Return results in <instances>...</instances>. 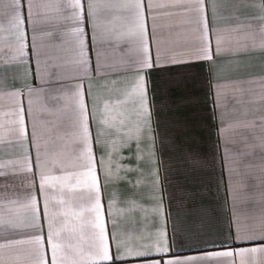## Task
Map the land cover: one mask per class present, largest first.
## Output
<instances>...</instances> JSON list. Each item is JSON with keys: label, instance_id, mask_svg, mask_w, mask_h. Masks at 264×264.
Here are the masks:
<instances>
[{"label": "crops", "instance_id": "obj_1", "mask_svg": "<svg viewBox=\"0 0 264 264\" xmlns=\"http://www.w3.org/2000/svg\"><path fill=\"white\" fill-rule=\"evenodd\" d=\"M9 2L0 0V22ZM31 2V20L28 0L16 4L17 11L25 5L23 55L14 31L0 33V245L23 241L0 248V264H41V248L33 239L36 230L12 226L25 215L21 205L39 190V172L27 171L22 163L25 149L35 159L33 132L41 152L64 163L63 169L50 166L52 175L81 170L84 161L76 159L83 148L77 138V90L84 93L89 112L95 99L98 117L105 102L118 120L120 112L126 111L123 127L131 129L136 122L138 98L132 90L137 75L144 77L157 130L155 157L148 155L151 141L146 133L138 153L136 139L128 140L123 133L102 137L107 141L102 149L95 142L97 125L91 117L89 128L94 156L99 160L103 150L105 167L121 177L105 183V170L97 169L109 238L113 224L107 202L115 191L117 207H125L123 201L131 199L148 210L147 215L137 210L116 217L120 238L146 254L126 256L122 248L123 258L117 259L110 238V261L97 257L88 262L87 252L95 249L87 243L84 260L87 264H165L169 259L218 252L230 254L196 264H264V0H142L154 63L159 54V63L150 68L141 67L140 41L127 35L136 20L133 10L123 5L132 0H92L95 42L89 0H80L82 10L72 7L73 0ZM200 2L208 24L210 60L203 58L206 40ZM77 11L82 12L80 20ZM76 27L84 29L82 56ZM121 34L125 35L118 40ZM157 167L163 192L153 183ZM49 191L54 197L63 196L73 209L88 205L84 189L61 192L57 184ZM161 195L171 213L169 231L173 225L179 228L167 253L156 252L147 239V233L154 234L159 226L151 209ZM39 199L42 209L43 197ZM51 207L59 212L62 206L53 200ZM90 231L85 229L86 234ZM39 234L43 259L51 264L46 222ZM68 236L61 233L62 238ZM65 251L69 259L75 257L72 250Z\"/></svg>", "mask_w": 264, "mask_h": 264}, {"label": "snow or ice", "instance_id": "obj_2", "mask_svg": "<svg viewBox=\"0 0 264 264\" xmlns=\"http://www.w3.org/2000/svg\"><path fill=\"white\" fill-rule=\"evenodd\" d=\"M17 0H10L9 3L5 4V9L3 10L4 21L0 22V33L8 31L9 33L13 32L16 34L17 39L20 44V53H24V8L25 5L22 4L20 7L21 11L16 9ZM72 7L77 10H82V5L80 0H73ZM94 7L92 0H89L87 5L88 16L92 18L93 26V42H95V28L96 21L94 18ZM127 9H131L134 12L136 24L133 29L127 35L135 36L140 41V50L142 52L141 57V67H154L159 63L157 54V60L155 63L151 57L150 44L148 41V33L145 19V5L142 3V0H132L131 3L123 5ZM151 7V4L148 5ZM197 7L201 12V19L204 23V36H205V47L203 49V58L212 59V53L210 44L207 43L208 37V24L203 17L204 4L202 2L198 3ZM33 4L31 0H28L27 10L28 18L31 20L32 17ZM77 20L82 19V12L77 11L75 13ZM74 32L79 34V45H80V55H83V35L84 29L81 27H76ZM125 34L117 36V39H123ZM219 43V41H217ZM219 51V49H217ZM37 77H39V64L37 65ZM90 94V88H89ZM132 95L138 98V104L134 108V113L136 116L135 126L131 129H125L123 125L125 124L128 113L124 110L120 112V119L118 120L115 115L112 114L113 109L110 108L108 102H105L103 108V115L98 117L97 115V104L95 99H93L91 112H89L84 93L78 89L76 92V105L79 110V131L77 133L78 140L83 144V148L80 150V155L76 157L77 160H83L84 164L81 170L65 172L62 175L56 176L52 175L50 171V166L55 167L59 165L62 169L64 168L63 161L50 158L47 152H41L40 144L36 142V134L33 132V141L35 142V159L33 161L31 153L25 149V155L23 158V165L25 169L29 172H32L34 169L39 172V190L37 193L30 194L27 203L21 205L25 211V215L13 223V227L16 228H27L36 230L37 234L34 235L33 239L37 245L40 246L41 252V264H46L43 256V237L39 233L43 232L44 222L47 224V244L51 248V264H87L84 260L86 255L83 245L88 244L90 249H95V252H87L88 262L93 261L95 258L99 257L100 259L110 261L112 256L110 255V245L109 239L115 243L117 249V259H122L120 250L123 248V255L126 256H142L146 253L139 249H134L128 240L121 239L118 235L117 216H121L124 213H134L137 210L141 211L147 215L148 210L145 209L142 205L138 204L137 201L126 199L123 203L125 207H117L116 192L113 191L112 195L109 197L107 202V214L112 218L111 222L113 224V229L111 232V237L106 231V222H105V207L102 203V186L101 181L98 176V167L104 169L105 183L110 182V180L121 179L117 174L113 172L110 167H105V152L102 150L99 156V160L93 154L92 148V133L89 128V119L96 122V132H95V142L97 145H101L102 149L106 147L107 141L102 140V137L109 135H119L123 133L128 140L133 138L137 141V150L139 153L140 150V139L145 133L148 136V139L151 141L149 145L150 151L148 155L152 158L155 157L154 145H155V136L157 133L156 128L153 126L150 105L148 104L147 94L144 84V77L137 75V83L132 90ZM127 101H122L120 103H126ZM31 104V100H29ZM21 115L19 117L20 133L24 137L25 128H24V117L23 109L20 110ZM107 129H114L115 133H110ZM26 139V137H25ZM113 151L116 150L115 140L112 142ZM43 157V158H42ZM138 158L139 155H138ZM110 159V156H109ZM152 175L155 177L154 186H160L161 192H163L162 182L159 177L158 167L153 169ZM74 181V182H73ZM140 181L138 180L137 183ZM59 184L61 192L67 188L69 191L75 192L78 189H84L87 191V200L88 205L81 206L78 210L73 209L70 204L66 203L63 196L54 197L50 194L49 189H55ZM39 197H43V205L41 209V203ZM84 199V196L80 197ZM151 198V197H150ZM56 200V203L61 205V210L58 212L51 207L52 201ZM15 203V202H13ZM88 213V216H85V213ZM158 221V227L153 233H147V239L152 247L155 248V251L158 253H167L169 251V246L172 242L175 241L177 232L179 228L177 225H173L171 231H169V218L171 213L165 208L163 204V196L159 198V201L151 209ZM59 216H63L62 221L58 220ZM2 223V221H0ZM60 224V227H57V224ZM91 229L87 234L85 229ZM62 232H68L69 236L65 239L61 237ZM186 236H190L189 233H181ZM137 239L143 240L145 237H138ZM75 241V243H73ZM23 241H10L9 245H0V248L8 247L12 243H22ZM147 246V245H145ZM66 249L72 250L75 253V257L79 258H68ZM243 251V250H242ZM255 251V249H253ZM230 253H218V252H209L206 257H196L188 256L183 258L169 259L165 264H196L197 261H202L207 258H212L219 255H229ZM60 257V259H58ZM159 264V261H157Z\"/></svg>", "mask_w": 264, "mask_h": 264}]
</instances>
